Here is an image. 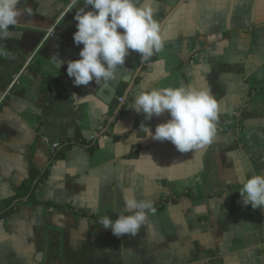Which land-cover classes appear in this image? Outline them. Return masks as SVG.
<instances>
[{
    "label": "crops",
    "instance_id": "0c3cea01",
    "mask_svg": "<svg viewBox=\"0 0 264 264\" xmlns=\"http://www.w3.org/2000/svg\"><path fill=\"white\" fill-rule=\"evenodd\" d=\"M151 6L165 49L148 62L131 52L114 108L99 96L104 81L77 87L67 74L84 47L74 34L85 0H21L15 35L0 41V206L32 167L36 202L0 219V264H264V208L240 194L264 175V0ZM180 86L210 88L220 102L214 142L198 153L140 130L154 133L169 113L149 121L131 107L142 90ZM126 196L157 212L118 238L100 222L132 214Z\"/></svg>",
    "mask_w": 264,
    "mask_h": 264
},
{
    "label": "clouds",
    "instance_id": "9594fccd",
    "mask_svg": "<svg viewBox=\"0 0 264 264\" xmlns=\"http://www.w3.org/2000/svg\"><path fill=\"white\" fill-rule=\"evenodd\" d=\"M20 3L21 0H0V41L15 35L9 29L14 28L24 15ZM85 5L89 10L75 16L78 24L74 34L75 44L84 47L79 53L80 59L69 60L67 66V74L74 78L75 86L87 87L93 80L99 84L115 79L131 52L138 53L142 62H148L164 51L167 41L161 23L155 18L151 0H145L140 6L136 0H85ZM0 55H9L2 46ZM62 63L59 62V67ZM131 107L149 121L154 116L169 113L171 118L158 124L154 133L144 123L140 130L153 140L170 141L182 154L206 149L217 135L220 102L210 88L145 89L135 97ZM240 194L245 206L264 208V175L253 174L246 178ZM124 211L132 214H121L115 221L105 216L100 225L111 229L118 238L135 237L157 209L150 199L126 196Z\"/></svg>",
    "mask_w": 264,
    "mask_h": 264
},
{
    "label": "trees",
    "instance_id": "16d2710c",
    "mask_svg": "<svg viewBox=\"0 0 264 264\" xmlns=\"http://www.w3.org/2000/svg\"><path fill=\"white\" fill-rule=\"evenodd\" d=\"M38 176V172L35 167L31 168L30 179L23 182L17 189L16 193L12 198L6 199L2 202L0 206V219L8 217L12 214L20 203L26 202H36L33 182ZM50 206V205H49Z\"/></svg>",
    "mask_w": 264,
    "mask_h": 264
},
{
    "label": "water",
    "instance_id": "95a60500",
    "mask_svg": "<svg viewBox=\"0 0 264 264\" xmlns=\"http://www.w3.org/2000/svg\"><path fill=\"white\" fill-rule=\"evenodd\" d=\"M119 70H121V69H119ZM122 72H123V67H122ZM121 80H122V77L118 74L115 77V79L108 81V82H104V84L100 88L99 96H101V94L107 95L108 98L104 99V100H106L107 103L110 101L109 103L114 108H117L120 105V101H119L120 96L117 94V88L119 87ZM108 99H110V100H108Z\"/></svg>",
    "mask_w": 264,
    "mask_h": 264
},
{
    "label": "built area",
    "instance_id": "2783aa9c",
    "mask_svg": "<svg viewBox=\"0 0 264 264\" xmlns=\"http://www.w3.org/2000/svg\"><path fill=\"white\" fill-rule=\"evenodd\" d=\"M18 78H19V75L14 76L11 86H10V88L5 92V94L3 95L2 100H3V99H6V98L8 97V95L11 94V90H12L13 87L16 85V83H17V81H18ZM120 101H121V102H124V98H121V97H120ZM91 138L94 139V138H95V135H93ZM58 146H59V142H56V143L53 145L54 148H57Z\"/></svg>",
    "mask_w": 264,
    "mask_h": 264
}]
</instances>
